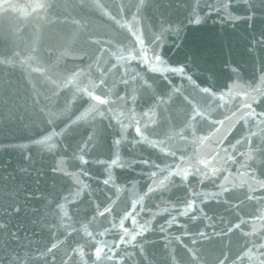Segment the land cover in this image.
Listing matches in <instances>:
<instances>
[{
    "label": "water",
    "instance_id": "water-1",
    "mask_svg": "<svg viewBox=\"0 0 264 264\" xmlns=\"http://www.w3.org/2000/svg\"><path fill=\"white\" fill-rule=\"evenodd\" d=\"M0 264H264V0H0Z\"/></svg>",
    "mask_w": 264,
    "mask_h": 264
}]
</instances>
